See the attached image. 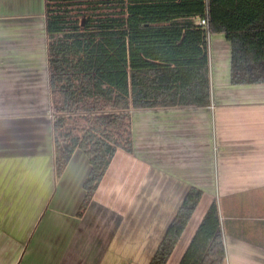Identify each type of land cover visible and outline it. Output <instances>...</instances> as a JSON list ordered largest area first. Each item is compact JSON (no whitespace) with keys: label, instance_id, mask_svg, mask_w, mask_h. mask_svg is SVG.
Listing matches in <instances>:
<instances>
[{"label":"crops","instance_id":"0c3cea01","mask_svg":"<svg viewBox=\"0 0 264 264\" xmlns=\"http://www.w3.org/2000/svg\"><path fill=\"white\" fill-rule=\"evenodd\" d=\"M45 0H0V264H150L187 191L203 197L168 264L217 199L225 264H264V83L231 84V45L209 35L212 103L132 111L133 152L115 155L84 214L75 151L54 167Z\"/></svg>","mask_w":264,"mask_h":264},{"label":"trees","instance_id":"16d2710c","mask_svg":"<svg viewBox=\"0 0 264 264\" xmlns=\"http://www.w3.org/2000/svg\"><path fill=\"white\" fill-rule=\"evenodd\" d=\"M56 176L77 150L84 216L115 155L133 152L132 111L212 103L209 35L231 45V84L264 83V0H45ZM206 20L203 25L200 21ZM203 191L190 187L150 264H168ZM217 199L179 264H225Z\"/></svg>","mask_w":264,"mask_h":264},{"label":"rangeland","instance_id":"374dc122","mask_svg":"<svg viewBox=\"0 0 264 264\" xmlns=\"http://www.w3.org/2000/svg\"><path fill=\"white\" fill-rule=\"evenodd\" d=\"M58 101H59V98H58V96H57V99H56V101L54 102L55 104V106L53 107V110H54V114H56L57 115V108H56V105L58 104Z\"/></svg>","mask_w":264,"mask_h":264},{"label":"built area","instance_id":"2783aa9c","mask_svg":"<svg viewBox=\"0 0 264 264\" xmlns=\"http://www.w3.org/2000/svg\"><path fill=\"white\" fill-rule=\"evenodd\" d=\"M200 23L203 24V25H205L207 22H206V20L202 19V20L200 21Z\"/></svg>","mask_w":264,"mask_h":264}]
</instances>
